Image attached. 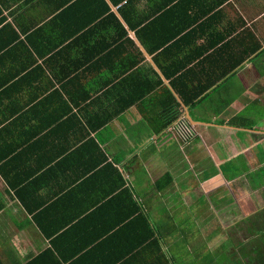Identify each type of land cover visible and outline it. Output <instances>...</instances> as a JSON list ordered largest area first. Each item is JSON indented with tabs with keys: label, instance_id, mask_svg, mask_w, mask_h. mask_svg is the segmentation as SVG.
Instances as JSON below:
<instances>
[{
	"label": "crops",
	"instance_id": "0c3cea01",
	"mask_svg": "<svg viewBox=\"0 0 264 264\" xmlns=\"http://www.w3.org/2000/svg\"><path fill=\"white\" fill-rule=\"evenodd\" d=\"M250 134L264 0H0V264H264Z\"/></svg>",
	"mask_w": 264,
	"mask_h": 264
},
{
	"label": "rangeland",
	"instance_id": "374dc122",
	"mask_svg": "<svg viewBox=\"0 0 264 264\" xmlns=\"http://www.w3.org/2000/svg\"><path fill=\"white\" fill-rule=\"evenodd\" d=\"M214 111V106H213ZM252 140H261L263 136L253 137L250 134ZM260 145L264 148V140L260 141ZM259 153L252 151L249 155L252 157V160H248V156L244 154L238 158H234L226 162L225 164H218L217 166L212 163L207 158L203 159L201 163L203 170V177L212 176L215 173H221L223 177L227 180L233 178H239L242 175H248L250 178L251 188L257 189L264 183V166L256 167L258 164L264 162V154L260 149H257ZM210 249L206 250V255L209 253Z\"/></svg>",
	"mask_w": 264,
	"mask_h": 264
},
{
	"label": "trees",
	"instance_id": "16d2710c",
	"mask_svg": "<svg viewBox=\"0 0 264 264\" xmlns=\"http://www.w3.org/2000/svg\"><path fill=\"white\" fill-rule=\"evenodd\" d=\"M229 73H231V72H228V73H227V72H224V73L221 74V77L225 78V77H227V75H228ZM176 115H177V114H176ZM176 115L173 114V115L171 116L170 120L168 121V125H167V126L170 127V126L173 125L174 122H176V120H177V116H176ZM167 126H166V127H167Z\"/></svg>",
	"mask_w": 264,
	"mask_h": 264
}]
</instances>
